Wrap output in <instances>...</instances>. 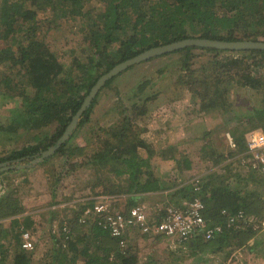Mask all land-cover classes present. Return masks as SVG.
Returning <instances> with one entry per match:
<instances>
[{
  "label": "trees",
  "instance_id": "trees-1",
  "mask_svg": "<svg viewBox=\"0 0 264 264\" xmlns=\"http://www.w3.org/2000/svg\"><path fill=\"white\" fill-rule=\"evenodd\" d=\"M61 26H70L69 30H72L75 36H79L78 43L84 46L81 53H75V47L67 49L63 44L53 48L52 37L55 34L60 35ZM51 31L53 33H50ZM189 37L227 41L264 40V0H0V100L11 102L17 98L21 99L20 106L15 109L16 115L12 116L13 122L7 123L6 128L0 125V130L16 132L22 128L37 132L33 136V144L13 149L0 157V163L33 160L56 145L93 85L113 66L151 47ZM197 50L205 54L196 53ZM171 54H180V57H177L179 63L177 79L197 96L200 103L199 111L209 114L218 111L224 115L233 114L230 121L233 123L228 131L234 136L240 151L246 147L248 133L253 130H262L264 133V50L232 51L189 46L147 61ZM205 57L208 59L201 63ZM196 63L198 67H195ZM166 67L170 68L167 65ZM166 67H163L162 72L168 69ZM117 76L106 82L81 116L70 139L62 143L53 155L60 154L69 159L88 156L86 161L80 162L77 159L69 162L73 167L77 162L107 164L113 159L118 160L119 165L111 168L110 172H114L117 177L125 176L126 187L123 188L121 183L109 177L104 179L99 177L93 181V187L102 186L103 193L120 194L126 191L133 196L157 191L161 188V182L155 178L151 169V158L156 153L154 142L148 143L140 139L141 132L137 133L130 118L115 120L116 123L108 128L112 135L111 139L99 135L106 126L95 128L93 133L102 136L99 142L103 140L104 144L96 152L87 153L86 150L92 144L93 138L85 139V145L81 148L82 154L81 150L76 152L75 144L70 145L76 130L91 122V115L100 93ZM151 81L152 79L147 78L139 84L135 96L144 97L145 87ZM229 86H233L232 89L237 88L241 95L248 98L251 103L250 109L236 111L232 108ZM237 91L235 90V94ZM237 97L233 96L234 99ZM50 126L52 128L48 129ZM40 133L45 135L42 136ZM93 142L97 145V141ZM221 144H224L223 140ZM215 145L209 147L205 144L203 157L204 160L210 159L219 165L227 156ZM140 148L148 150V158L141 156ZM174 152L175 148L166 147L160 154L173 157ZM187 158L188 156L183 159L189 166ZM73 162L75 164L72 165ZM48 173L50 172L47 171ZM214 174L207 175L203 180V190L209 193V200L204 199L206 204L204 214L209 221L224 222L219 213L222 208L244 209L248 214L254 211L261 213L264 218V210L259 212L258 209L262 202L264 206L262 197L242 196L239 190L231 192L229 186L214 188L212 183L219 176ZM243 178L247 179L244 181H256L264 186L262 174L248 171ZM222 181L224 184L228 182L223 177ZM48 183L52 184L53 190L54 186L60 183V178L55 172L52 173L50 180L48 179ZM187 191L190 196L192 185L189 183L179 186L174 195L177 197ZM226 193L232 195L229 201L223 198ZM17 201V198L11 196L2 197L0 203L5 205L0 207V219L14 216L17 211L21 212L20 207L15 210ZM130 203L134 204V201L131 200ZM23 220L21 222L19 218H15L12 226L10 225L12 231L17 227L14 238L18 242V253L12 264H32V256L35 254L36 249L29 251L22 247L23 230L33 229L30 216H25ZM82 226L81 231H85L79 233L78 238L75 236L73 242L69 241L70 245L67 247L75 253L71 262L75 263L80 259L85 260V264H106L110 251L117 249L118 240L97 225H92L90 229L86 227L87 225ZM87 231L103 244L99 247L103 250L101 256L89 254L92 237L85 243ZM254 233L256 230L248 227L227 231L212 240L203 241L218 244L219 250L228 245L238 248V252L241 251L240 256L243 257L250 254L243 247L249 248L251 252L253 250L251 245L247 244L249 238L244 239L242 234L251 237ZM8 234L9 229L2 228L0 223V241ZM106 237L108 242L103 240ZM233 237H236V243L230 244ZM59 238L60 240L56 242L53 240L54 246L47 253L50 261H44L45 264H65L64 243L62 238ZM198 240L197 238L196 241ZM57 242L60 245L59 249H56ZM93 245L97 248L99 246L96 243ZM3 246V243H0V264H7L5 254L7 250L2 249ZM121 258L119 264H137L136 255Z\"/></svg>",
  "mask_w": 264,
  "mask_h": 264
},
{
  "label": "rangeland",
  "instance_id": "rangeland-1",
  "mask_svg": "<svg viewBox=\"0 0 264 264\" xmlns=\"http://www.w3.org/2000/svg\"><path fill=\"white\" fill-rule=\"evenodd\" d=\"M49 9L50 8H48V10ZM69 27L70 26L60 27V35L55 34V37H52V46L54 49L62 44L65 45L67 49L75 47V53L79 54L82 49H84V46L78 43L79 36H75L72 30H69ZM250 30H253L252 27ZM50 33L53 32L51 31ZM196 53L204 52L197 50ZM180 54H171L154 58L150 61H144L132 69L124 72L122 75L117 76L108 87L104 88L98 97L97 105L91 115V122H88V124L81 128L79 127L70 140V145L75 144L76 152L81 150L82 154L83 150L81 148L85 145V139L93 138L91 142L92 144L86 149L87 153L96 152L100 147H103V140L102 142H99L101 141L100 137L104 136L105 138L111 139L112 135L108 128L111 125H114L113 123H116L115 120L120 118H130L137 133L141 132L139 138L148 143L153 141L155 148H157L158 145L156 142L160 143L161 140L165 141L166 139H171V137H167L166 132L170 125H172L174 119H180L178 121H181V123L185 122L187 114L190 115V118L204 115L203 117L205 118H202L204 120V124L200 121L192 123L190 121L189 124H191L188 129L181 125L184 129H186V135L183 129L180 128L181 126H179L177 129V131L179 130L177 133L179 136L176 135V137H178L176 139H181L182 137V139L187 140L188 137H194L197 133L199 134V131L201 132L202 127L205 125L209 128H216V126L221 123H228L227 126H229L233 114L226 113V115L222 114L221 116L218 114L217 116L211 117L207 115L206 112L199 111L200 103H198L197 96L189 90L190 88L182 85L178 81L177 75L179 74V63L177 61V57H180ZM207 59V57L203 58L201 63H204ZM166 65L170 68L166 67ZM164 66L168 69L165 68L166 70H163L162 72ZM195 67H198L197 63ZM147 78L152 79V81L145 87L144 97L141 95H139L141 97L135 96L139 84ZM232 87L233 86L228 87V91H231L232 93L231 94L229 92L232 108L236 109V111H239L240 109H250L251 103L248 98L241 95L240 92L237 91V88H233L234 92H232ZM235 90L237 91L236 94ZM233 96L238 97L234 99ZM144 100L147 101L143 103ZM20 104V98L11 102L0 100V125L3 128H6L7 123H11V121L13 122L12 116L16 115L15 109H17ZM188 125L185 124L184 126L186 127ZM98 126H106V129L99 134L102 136L93 133L95 128ZM49 128H52V126L48 127V129ZM19 129L20 130L16 132L0 130V157L10 153L13 149L33 144V136L36 135L37 132L26 131L22 128ZM45 131L47 132L46 129ZM227 132L230 131H220L218 135L220 137L222 133L225 135ZM131 133L132 132H130V134ZM210 133L211 132L209 131V134ZM40 134H42V136L45 135L44 133ZM205 135L208 136L207 134ZM222 138L224 144H222L220 150L228 156L231 153L226 140V135L224 137L222 136ZM93 141H97V145ZM188 147L192 149L194 146L189 144ZM151 148L149 149L150 151ZM144 149L145 148L141 149L142 153H145L146 149ZM87 157L88 156H79L74 159H69L64 155L55 154L51 157L49 156L48 159L45 158L37 163H31L32 160L0 163V200L4 196H11L15 199L17 198L18 203L15 206V210H18L19 207L22 209L21 212L17 211L14 216L3 217L0 219L2 228L9 223V234L0 241V243H3L4 245L2 249L7 250V252H5L7 256V264H12L13 258L18 253V242H16L14 238V232L17 231V227H15L12 231L10 225L12 226V221H14L15 218H19L20 221L23 222L24 216H21V214L25 210L30 207L32 209H35L36 207H43L47 203L50 205L51 203H59L60 201L64 202L69 198L86 197L89 190L94 191L97 189L93 187V181L97 180L99 177H102L103 179L109 177V179L111 178L112 180L121 183L123 188L126 187L125 176L117 177L114 172H110L111 168L119 165L118 160L113 159L107 164H93L91 162L79 164L77 162L75 167L69 165V162L75 160L77 161V159H79L80 162L81 160L86 161L88 160ZM73 164H75V162H73L72 165ZM206 166L211 167V162L209 161V164H206ZM231 168H222L219 172H213L215 173L214 175H219L212 183L214 188L220 187L221 189L224 187L228 188L229 186V190L231 192L233 190H239L242 196L254 195L264 199V186L256 183V181H244L247 180L243 178L247 172L244 171L242 167L233 165ZM47 171L50 173L47 174ZM225 171L227 172L225 173ZM53 172H55L56 176L60 178V183L57 186H54V190L52 188V184H49L48 186L46 184L48 179L50 180ZM29 173H33L31 175L33 176V180L28 178ZM222 177L228 181L226 184L223 183ZM35 191L38 192V194H34ZM52 191L53 193H51ZM188 196L189 193L187 191L180 194L176 198L178 200H187ZM223 198L229 201L232 199V195L231 193H226ZM1 205L5 204L0 203V207ZM258 209H260L259 212H263V202L259 205ZM249 214L255 215L257 218L263 217L260 215L261 213L254 211H251ZM247 228L248 227L244 229ZM74 229L78 231L77 233H83L79 232V227H74ZM32 233H34L36 250L34 249L35 254H33L31 262L32 264H39L40 262L45 264L44 261L49 262L50 260L48 258V254L44 255L46 253V245L44 242L47 239H50L51 241L54 240V242H56L57 240H60V238L57 234H53L54 236L52 237L49 231H41L40 233L34 230ZM245 234H242V237L244 239L249 238L247 240V242L249 241L247 244L251 245V249L253 251L251 252L249 248L243 247L250 252V254L244 255L243 257L240 256L239 253L241 251L238 252V248L230 247L228 245L219 250L218 244H208L209 242H204L205 240L203 241V239L198 238V242L193 240L185 246H179L180 248H166L165 250L159 249L162 251L159 253L156 252L157 261L166 264L167 262L171 264H264V230L261 232L256 231V233H254L251 237H247ZM232 243H236V237L231 239L230 244ZM57 245H59V242L56 246Z\"/></svg>",
  "mask_w": 264,
  "mask_h": 264
},
{
  "label": "built area",
  "instance_id": "built-area-1",
  "mask_svg": "<svg viewBox=\"0 0 264 264\" xmlns=\"http://www.w3.org/2000/svg\"><path fill=\"white\" fill-rule=\"evenodd\" d=\"M225 135L231 153L227 156L228 161L234 162V165L242 167L246 172L264 175L263 131L253 130L248 133L246 147L241 151L231 132ZM203 180V174L195 175L189 182L192 185V194L187 200H180L179 203L157 201L150 205L141 202L123 208L115 202L117 197L115 195L101 194L93 198H82V204L88 200L92 201L77 208L76 220L81 225H97L109 232L118 240L122 255L128 254L129 236L134 231L151 237L165 238L169 242L168 246L174 249L185 246L197 238L212 240L227 231L246 227L258 232L264 230V218L248 214L244 209L222 208L219 213L224 218V222L209 221L204 214L206 204L202 196ZM53 230L62 238L64 246L73 239L74 230L66 222L54 225ZM22 247L29 251L36 248L32 231L23 230Z\"/></svg>",
  "mask_w": 264,
  "mask_h": 264
},
{
  "label": "crops",
  "instance_id": "crops-1",
  "mask_svg": "<svg viewBox=\"0 0 264 264\" xmlns=\"http://www.w3.org/2000/svg\"><path fill=\"white\" fill-rule=\"evenodd\" d=\"M145 102L146 100L143 101V103ZM218 114L220 116L222 115V113L219 111L212 113V114L207 113V115L211 117L217 116ZM189 116L190 115L187 114L186 116L187 119L185 120V122H182V123L181 121H178L180 119H174V121L172 122V125H170L169 129L166 132L167 137H171V139L169 138V139H166L165 141L161 140L160 143L156 142L158 145L156 148V153L151 158V169H152V173L154 174L155 178L160 180L161 188L157 191L146 192V193L137 194L133 196H131L132 193L129 194L126 191L125 192L123 191L120 194H107V195L117 196L115 199V202L120 207L129 208L130 206H133L134 204L141 203V202H146L150 205L155 204L157 201H169V202L179 203L180 200H178L176 198V195H174L179 190V186H184L188 184L195 175L203 174L205 175L204 176V179H205V177L208 174H211L215 171L219 172L221 171L222 168L229 169L231 168L230 166L234 165L232 164V161L228 162V158L218 165V164H214L213 161L210 159L204 160V157H203V152H204L203 147L205 144H207V146L209 147L214 146L215 143L218 148L222 146L221 141L223 140L222 136L224 137V135L222 133V135L219 137L218 133L220 131H223V132H225L226 130L228 131V128L231 126L233 122L230 123L229 126H227L228 123H225V124L221 123L220 125H217L216 128H209L207 127V125H205L202 127L201 132L199 131V134L197 133L196 135L197 137L196 136L188 137L187 140L182 139V137L181 139H176L178 138L176 137V135L179 136L177 134L179 132V130L177 131L179 126L182 125L184 128L188 129L192 122L200 121V122H203L204 124V120L202 119V118H205L203 117L204 115L194 116V118H190ZM190 121L191 123L189 124ZM185 124L187 125L189 124V125L185 127L184 126ZM182 126L180 128L183 129L186 135L187 131ZM209 131L211 132L210 134H209ZM205 134H208V136H206ZM189 144L193 145L194 147L191 149L190 147H188ZM166 147L175 148L173 157H169L165 154H160L161 150L165 149ZM141 149L143 148L139 149L141 156L148 158L149 157L148 150L144 149L145 153H142ZM187 156H188L187 159L190 163L189 166H187L184 163V159H183L184 157H187ZM209 161L211 162V167L206 166V164H209ZM30 172H33V171H30ZM226 172L227 171H225V173ZM32 174L33 173L28 174L29 175L28 178H30L31 180H33V176H31ZM46 184L48 186L50 183L47 182ZM95 188L97 189H95L94 191L89 190V193H87L86 197L69 198L68 200H65L64 202L60 201L59 203H51L50 205L49 203H47L43 207H36L35 209L34 208L32 209L30 207L31 209L29 208L30 210L29 209L25 210L21 214V216H24L23 219L25 218V216H30L31 221H33V227H32L33 230L30 229V231L36 230L37 232H40V233L41 231H49L52 237L54 236L53 234H55L53 232L54 225L56 224L61 225V223H64V222L68 223L71 225V227L73 228L75 232L73 239L71 241L73 242L75 240V236L77 238L79 236V233H77L78 231L75 230L74 227H79V229L80 228L83 229V226L78 222V220H76L77 208L78 207L81 208L85 204L91 203L92 201V200H88L87 202H83L82 204V198H87V197L93 198L97 195L106 194V193H103L102 186H99V187L97 186ZM36 193L38 194V192L35 191L34 194ZM202 196L204 199H207L209 197V193L203 190ZM131 200L134 201V204L130 203ZM86 227L90 229L92 228V225H87ZM4 228H9V223H7ZM81 229L79 231H81ZM84 231L85 230L81 232H84ZM87 232H88V235L85 237V243H87V241H89L92 237L90 231H87ZM110 239L113 240L112 238ZM103 240L108 242L107 237L103 238ZM91 242H92V248L91 250H89V254L91 255L95 253L97 254V255L94 254L95 256H99V255L101 256V254L103 253V250L99 248L101 247L100 245L102 244L100 243V239H96L92 237ZM44 243L46 245V253L44 255H47L49 250L53 248L54 243L50 239H47ZM69 243L66 246H63L65 248V251H64L65 255L63 256V260L65 264H78V263L85 264V260H80V259L77 260L75 263L71 262V259H73L75 253L73 251H70L69 248H67L68 245H70ZM93 243H96L97 246L99 245L98 248L94 246ZM129 243H130V249L127 255H122L119 250V247H117V249H115L114 251L113 250L110 251L108 255V262H106V264H116V263L119 264L118 261L122 259L121 256L128 257V256H133V255H136L137 264H166V263L157 261V257H156V252L159 253L162 251L159 249L165 250L166 248L168 249L170 248L168 246L169 242L165 238L151 237L149 235H144L139 231H134L129 236ZM58 246L60 248V245H57L56 249H58ZM98 249L100 251H98ZM167 258H168V255H167ZM167 264H171V263L167 262Z\"/></svg>",
  "mask_w": 264,
  "mask_h": 264
},
{
  "label": "water",
  "instance_id": "water-1",
  "mask_svg": "<svg viewBox=\"0 0 264 264\" xmlns=\"http://www.w3.org/2000/svg\"><path fill=\"white\" fill-rule=\"evenodd\" d=\"M189 46H199V47H213L217 49L223 50H232V51H239V50H252V49H259L264 50V40H218V39H211L206 37H189L184 38L181 40L173 41L167 44L158 45L151 47L138 55L125 59L124 61L119 62L115 66H113L109 71L102 74L97 82L91 88L89 94L85 97L83 104L81 105L80 109L77 113L73 116L71 122L67 126L65 132L61 136V138L57 141L58 143L48 150L44 151L43 154L38 155L35 157L31 163H37L49 156L53 155L57 149L64 143L66 140H69L73 131L77 128L79 120L83 113L88 109L91 105L93 99L96 95L100 92V90L104 87L106 82L113 77L119 75V73L129 69L131 66L139 64L141 62L147 61L150 58L164 55L176 50H180Z\"/></svg>",
  "mask_w": 264,
  "mask_h": 264
}]
</instances>
